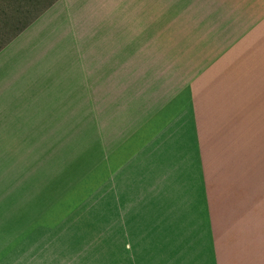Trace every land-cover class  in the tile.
Segmentation results:
<instances>
[{"label": "crops", "instance_id": "0c3cea01", "mask_svg": "<svg viewBox=\"0 0 264 264\" xmlns=\"http://www.w3.org/2000/svg\"><path fill=\"white\" fill-rule=\"evenodd\" d=\"M98 5L0 129V264H264V0Z\"/></svg>", "mask_w": 264, "mask_h": 264}, {"label": "rangeland", "instance_id": "374dc122", "mask_svg": "<svg viewBox=\"0 0 264 264\" xmlns=\"http://www.w3.org/2000/svg\"><path fill=\"white\" fill-rule=\"evenodd\" d=\"M52 1L0 0V129L10 130L5 116L17 112L15 110L22 108L27 114L42 112L34 109L32 104L34 101L28 100L27 97L34 94V91H41L44 85L59 84L57 81L61 78L56 70V61L51 51L67 50L69 48L68 33L72 34V37L76 32L83 34L84 26L93 25L95 22L91 21V17L94 15L99 17L98 4L105 0H56L50 4ZM36 15L38 16L21 32L6 41L14 31ZM98 37L97 33V37L91 41V48H95V44L99 42ZM71 48H74V45ZM35 107L38 108V104ZM17 115H19L18 112L15 116ZM22 119L23 117L21 121ZM19 123L20 118L17 116L15 125L18 126ZM9 133L0 132V135H3L2 140ZM16 135L18 138L29 139L26 133V136H21L18 131ZM7 142L12 143L11 138ZM0 193H2L1 197L9 196L8 190L3 186L0 187ZM11 201L14 199L12 198ZM24 220V230L29 231L28 238L34 237L30 233L33 228L35 229L36 223L32 219L27 222L26 215ZM20 238V232L15 233L6 241L1 252L13 253L17 249L14 245Z\"/></svg>", "mask_w": 264, "mask_h": 264}, {"label": "trees", "instance_id": "16d2710c", "mask_svg": "<svg viewBox=\"0 0 264 264\" xmlns=\"http://www.w3.org/2000/svg\"><path fill=\"white\" fill-rule=\"evenodd\" d=\"M54 1L56 0H53L50 4H52ZM41 11V10H40ZM38 11V12H40ZM44 11V10H43ZM42 11V12H43ZM41 12V13H42ZM40 14V13H39ZM38 14V15H39ZM38 15H36L35 17H33V19H31L30 21H27V23L23 24L20 28H18L16 31H14V33L12 34V36L10 38H8L6 41L10 40L11 38H13L14 36H16L19 32H21L27 25H29V23H31Z\"/></svg>", "mask_w": 264, "mask_h": 264}]
</instances>
